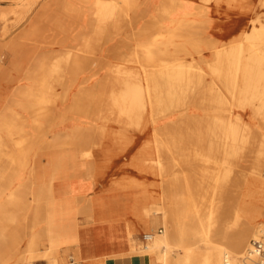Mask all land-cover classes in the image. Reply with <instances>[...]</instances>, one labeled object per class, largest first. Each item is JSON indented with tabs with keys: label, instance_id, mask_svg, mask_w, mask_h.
Wrapping results in <instances>:
<instances>
[{
	"label": "bare ground",
	"instance_id": "1",
	"mask_svg": "<svg viewBox=\"0 0 264 264\" xmlns=\"http://www.w3.org/2000/svg\"><path fill=\"white\" fill-rule=\"evenodd\" d=\"M80 1L87 4L82 7L83 9L70 7L69 2L57 5L56 9L53 7L56 6L54 4L47 5L31 19L29 28L27 29L26 26L19 34L26 37L40 35L41 31L36 33V28L33 27L44 23L46 25V29L43 30L45 31L44 36L49 35V42L64 44L70 39L71 32L74 31V39L78 44L53 55L34 57H31L32 54L26 51L22 45L18 46L14 51L15 69L20 70L24 63H28L29 67L24 77L32 79L35 86L33 89H22L16 91V94H12L30 98V102L17 103L16 106H21L33 114L47 115L48 112L42 105L63 103L68 98L70 90L78 83L80 91L74 98L77 110L92 104L93 97H96L98 93H102L106 97L108 100L106 102L107 109L113 115L111 123L116 122L119 127L122 125L126 129L99 127L89 129L88 132L93 134L97 132L104 138H115L116 144L120 145V149H123L116 155H129L130 164L134 165L133 167L136 169L140 168L146 177V181L138 182L143 186V189L141 192L133 194V217L128 218L129 220L125 222L131 254L145 256L148 259V264H190L194 247L189 240L197 237L201 244L208 246V250L202 254V264H258V258L249 254V240L251 236L255 238L259 234L263 223L260 220L264 217V176L261 169L262 164H260V162H264V133L260 135L255 128L256 123L260 122L256 110L262 112L264 118V101L255 110L248 98L255 97L259 91L264 90L263 17L256 14L257 16L252 19L254 26L250 31L243 32L247 43L240 42L237 37V42L233 43L229 50L224 47H216L212 39L203 36L204 28L190 23L189 26L182 27L180 34L184 38L182 41L168 40L164 45V50H158V52L155 50L143 61L137 60L141 72L142 69L143 72L146 70L142 67L162 70L163 68L166 70L179 69L180 77L177 80L180 88L174 110L181 114L179 117H182L181 124L184 130L180 140L182 153L180 161L182 163L179 169H175L171 166L163 167L161 159H153L146 153L149 142H144L136 150V153L130 156L132 154L128 152V146L135 141L132 142V139L134 136L144 135L146 130L143 116L149 115L146 101L150 98L147 79L141 78L133 66H127L128 56L119 51L118 45L109 49L112 53L117 52L116 61L112 63H108L105 61L107 59H102L98 54L99 51H103L105 43L116 41L114 35L118 26L116 18L121 13L128 14L126 7L131 5L134 0H95L92 4H89L90 0ZM176 1L161 0L160 10H164V13L161 12L164 19L175 7ZM240 1L242 0H218L217 2L219 4L226 2L229 6L239 8ZM260 4L264 8V0H260ZM198 14L204 16L202 11ZM156 19L152 18L153 21L147 28L149 33L152 32L151 35L160 25ZM84 21L91 25L89 33L78 29L83 26ZM75 27L78 29L77 31L74 30ZM162 34H158V36ZM203 45L206 46V49L214 50L212 61L203 56ZM246 51L249 52L247 56L244 55ZM180 52L193 57L198 55L200 59L211 66L228 90L227 95L218 91L216 97L224 100L230 97L233 100L225 103L226 109L220 110L217 104H212L209 109H206L205 114L220 112L229 114V119L220 126L221 144H217L216 147L221 149L216 150L220 152L221 156L214 162L215 167L212 169H215V172H211V168L199 166L201 162L210 163V161L204 158L206 154L204 149L207 145L203 140L204 135L199 133L200 130L196 131L188 124V116H191L190 106L196 96L188 94L187 85L194 83L189 74L192 68L189 61L180 56ZM136 57L139 58V56ZM101 70H106V75L96 82L97 85L94 84L96 86L92 91L88 90L86 86L89 79L80 82L81 73L96 71L99 74ZM18 77L3 78L0 82L2 84L0 89L5 90ZM57 84L63 88L61 94L56 91ZM8 93L2 94L4 99L10 100L12 95ZM197 105L205 107L203 103L197 102ZM0 106L2 107L1 114L5 109H12V106L7 103L0 104ZM248 111L250 112L249 120H246L243 118V114ZM13 113L14 117L11 120L16 121L14 118L18 112L13 110ZM155 113L158 115L163 111L158 110ZM201 115L203 114L196 113L192 116L196 118ZM69 120H73V117H69L67 113L63 118H58L57 113L54 112L52 123H49L48 128L44 129L40 125L34 136L27 139V142L25 136H22L23 129L20 125L11 124L10 119H8V123L0 125V132H3L6 126L7 129H12L10 134L16 135L10 138L13 143L8 141L9 138L0 135V264H9L12 261L15 264H24L22 260L24 261L25 257L21 258L18 255V247L25 240L28 232L30 235L26 239V246L32 252L37 251L39 245L52 250L67 242L78 245L76 214L83 213L90 218L92 216L93 202L91 200L80 203V209L73 213L70 212L71 209L74 208V205L78 206L73 200H58L53 203L35 202L32 198V186L36 182L33 166L30 163L32 160L29 162L31 167L27 166L30 168L29 179L20 182L14 186L15 189L10 190L17 181L19 168L22 164L28 165L27 160L21 156V153L24 154L26 151L24 149L26 143L36 153L47 149L73 147L76 157H78L77 160L86 162L89 161L94 150L103 148L101 143L75 142L68 138L63 131L65 125L70 122ZM77 121L84 120L77 118ZM81 126H78L79 131H81ZM14 131H17V134L13 133ZM42 138H45L43 143L41 142ZM236 145L239 148L237 150L234 149ZM239 152L240 156L243 155L244 158L249 159L248 161L253 158L251 164L254 165L250 171L240 172V175L235 179V181L240 180V182H235L236 185H240V188L244 184L251 185L247 194L244 195L240 192L242 198L250 199L251 202L231 208L228 217L223 219L221 212L225 196H222V199L221 197L218 199V196L222 194L223 188L226 189L236 170L229 164L228 156L236 155ZM106 154L104 151L102 157H109ZM140 154L144 156L146 154V157L140 159ZM102 157L89 163L92 165L87 169L85 177L92 173L97 162L98 164L100 162L101 165L105 164ZM153 165L156 167H152ZM187 165L191 171L185 168ZM8 167L12 170L10 175H6L2 171ZM151 168L154 170H149ZM142 169L144 170L142 171ZM13 174L15 176L12 177ZM149 176L159 177L162 182L153 181ZM117 185V181L112 182L110 189L114 191ZM170 185L173 187L169 189ZM255 185H260L259 190L254 188ZM161 186L163 189L158 192L155 188ZM40 223H43V226L39 231H36L35 228ZM159 226L164 229L159 231ZM138 230H153L144 233L150 235V238L143 247L137 244L135 236ZM49 244L52 245V248L49 247ZM36 253L37 256H42V252Z\"/></svg>",
	"mask_w": 264,
	"mask_h": 264
},
{
	"label": "rangeland",
	"instance_id": "2",
	"mask_svg": "<svg viewBox=\"0 0 264 264\" xmlns=\"http://www.w3.org/2000/svg\"><path fill=\"white\" fill-rule=\"evenodd\" d=\"M92 1V2H91ZM95 0H90L89 4H92ZM152 0H134L131 5L126 7V13L128 14H120L118 16V26L117 31L115 32L116 41L111 43H105L103 51H99L98 53L102 59H107L108 63H112L116 61L115 55L117 52H110L109 49L113 47L114 45L119 46V51L121 53L127 54L128 56V64L127 66H133L137 72H139L141 78L147 79V85L149 87V94L150 98L146 101V106L149 108V115L146 117L143 116V119L145 120V134L140 136H134L132 139V142L134 143L130 144L128 146V152H130V156H133L136 153V150L140 148L144 144V142H149V146L147 148V154H149L153 159L159 158L161 159V163L163 167L171 166V168L179 169L180 164L182 163L180 159L182 158V153L180 150V140L182 131L184 128H182V117H179L181 114L177 113L175 109V105L178 101V91L180 88V84L177 80L178 77H180V74L178 72V68H170V69H156L151 67H142L146 68L145 72H142L139 70L141 69L139 66V63L137 60L143 61L145 58L150 56V53L158 52V50H164L165 43H167L168 40L180 42L184 38L180 35L182 27H186L184 25L189 26L190 19L192 16H198L200 18H207L208 17V8L206 7L207 4L214 2L219 5L217 2L218 0H201L203 4L201 6H196V13H190L189 11H184L186 9L185 4L187 2H191L192 0H177L174 4L173 10L169 13V16L166 19L174 20L175 23H177V27L174 29H166L163 26L162 21L165 20L163 18L164 10H160L161 8V0L154 6L155 14L149 16V19H147L144 22V25L140 27V24L137 20L141 19L143 17L142 15L144 13L141 12V8L145 4L149 5ZM65 2L70 3V7H77L78 9H83L82 7H85L87 4H85L84 1L80 0H24L22 2L16 1V0H0V82L3 78L11 76V77H17V80L10 83V85L7 86V88L4 90L0 89V104L4 105L5 103L12 106V109H5L2 114L0 113V125L8 123V119H10L11 124L20 125L23 129L22 136H25V140L27 142V139H31L34 134L36 133V130L41 125L44 129L48 128L49 123H52V118L54 112L57 113L58 118H63L65 113L69 117H73V120H69L70 122L65 125V129L63 133H65L68 138H70L72 141H85V142H97L101 143L102 147L101 149L94 150L93 154L89 157V161L87 163V169L91 168V165H89L90 162L96 161L97 158H100L103 156V152L105 151L109 157L103 158L105 161V164L101 165L100 162L95 164V168L92 171L91 174L87 178H92L95 183H97L99 180L104 179V177L107 175L108 171L113 170L114 174L112 176H109L108 178L112 179V182L115 181L118 182V185L115 186V191H124V190H130L134 193L141 192L143 189V186L138 182L146 181V177L142 174L140 168L136 169L130 164V160L128 159L127 164L124 168H117L113 169L116 160L118 157L120 161L125 158L123 155L117 156L116 153H119L123 149H120V145L116 144L115 138H104L103 135H98L97 132L95 134L89 133V129L93 128H99V127H106L110 129H117L122 128L126 129L122 125L119 127L116 122L111 123V118L113 115H111L107 109L106 102L108 100L106 97L102 95V93H98L96 97H93L94 100L92 104H89V106H85L82 109L77 110L75 107V95L80 91L79 89V83L75 85L68 95V98L63 103H46L45 105H42L47 110V115L42 114H36L31 113L29 110L23 109L21 106H16L17 103H28L30 102L29 97H22L19 95H12L16 94V91L22 90V89H33L35 86V83L32 79H27L24 77L25 72L27 68L29 67L28 63H24V66L22 69L17 70L15 69L16 63H15V56L14 51L15 49L22 45V47L30 52L33 56L37 55H47V54H56L58 52L70 49L72 46L77 45V40L74 39L75 33L74 31L71 32V37L68 39L67 42L64 44L60 43H52L49 42L50 38L48 36H44L45 31H43L45 28V24H40L39 26L36 25V33L38 31H41L40 35L33 36V37H26L24 35H19L27 26V29L29 28L28 25L31 22V19L36 15L37 12L47 7V5L54 4L56 6H53L54 9L57 8V5L64 4ZM84 2V3H83ZM83 3V4H82ZM145 3V4H144ZM153 4L156 3V0L152 1ZM151 3V4H152ZM227 4L226 2H222L220 4ZM228 5V4H227ZM229 6V5H228ZM230 7H237V6H230ZM241 10H247V4L246 0L240 1V7ZM182 11V12H181ZM202 11L204 16H200L198 13ZM161 12H163L161 14ZM119 14V13H118ZM146 17V16H145ZM157 18L156 21L160 23L159 27L154 30V34L152 32H148L147 28L149 27V23H151L153 20L152 18ZM174 17H178L174 19ZM262 19H264V13L262 14ZM136 20V21H135ZM82 23V22H80ZM89 22H83L80 26L79 24V30H84V32L89 33L91 29V25H88ZM193 25H196L195 23H192ZM254 26V25H253ZM252 26V27H253ZM140 27V28H139ZM49 28V27H48ZM76 27L74 30H78ZM246 32V31H245ZM163 33V34H162ZM176 33L175 35H173ZM158 34H162L161 36H158ZM151 35V36H150ZM204 36V34H203ZM239 37L240 42L247 43L245 34L242 32L241 34H238V36H235L234 38L230 39L229 41H221L219 39L210 38L212 39L216 47L218 48H226L227 50L230 49V47L233 45V43H236V39ZM209 38V37H208ZM202 49H206V46L203 45ZM216 50V49H215ZM212 58H213V51L212 49L209 50ZM203 53V52H202ZM181 57L185 58L189 61V65L191 66L190 70V78L194 82L191 85H187V91L189 95H195L196 97L192 100L191 106H190V113L191 116H188V124H190L191 128H195L196 131H199L200 134L204 135L203 140L205 142L206 147L204 149L205 157L207 158L210 163H199L200 167H207L214 168V162L217 158L221 156L220 152L216 149H221L216 147L217 144L220 143V136L222 134L220 130V126L226 122L229 119V114L220 112L218 114L214 113H206V109H209V107L212 106V104H217L219 109L221 110L226 109L227 105H225L228 101L232 98L227 97L225 100L216 97L218 94V91H222L224 94H228V90L225 88L224 83L220 80L219 75L214 73V70L211 66H209L207 63H205L198 55L197 57H193L191 55H186L183 52L179 53ZM245 56L249 55V52L246 51L244 53ZM136 56H139L137 58ZM207 56H205L206 58ZM210 58H206L211 60ZM181 60V59H180ZM213 60V59H212ZM211 60V61H212ZM165 69V70H164ZM203 73V74H202ZM37 74V73H36ZM38 75V74H37ZM106 75V70H101L99 74L96 73V71L93 72H86L80 74V82L83 80L89 79L88 83L86 84L87 89L92 91V89L97 85L96 82H98L99 79H101L103 76ZM142 80V79H141ZM94 84H96L94 86ZM0 86L2 84L0 83ZM219 87V89H218ZM56 91L58 93L63 92V88L60 85H56ZM9 92V93H8ZM2 93H8L9 95H12V98L10 100L4 99ZM2 94V96H1ZM16 96V97H15ZM248 101L252 103V107L255 108L264 101V90L262 89L257 93V96L255 97H249ZM197 102L205 104L204 106L197 105ZM18 105V104H17ZM38 109V106L36 107ZM0 110H2V107L0 106ZM13 110H17V116L13 119L14 113ZM161 110L163 111L162 114H156L155 112ZM65 112V113H64ZM152 112V113H151ZM62 113L61 115H59ZM203 114L201 116H192L193 114ZM237 113V111H235ZM258 120L260 122H257V128L259 134L264 133V118L262 117V112H258L256 110ZM250 112H244L243 118L246 120H249ZM23 116V118H22ZM235 116V115H234ZM232 116L233 119L235 117ZM78 119H83L84 121H77ZM4 119V121H2ZM60 120V119H58ZM3 122V123H1ZM15 122V123H14ZM82 125L81 131L78 130V126ZM11 126V125H10ZM12 132V129H3V132H0V135L5 136L6 138H9L8 141L10 143H13V140L10 139L13 136L10 134ZM19 132V131H18ZM81 132V133H80ZM13 133L17 134V131H14ZM83 137V138H81ZM12 140V141H11ZM15 141V140H14ZM41 142H45V138H42ZM212 142V143H211ZM214 143V144H213ZM211 144V145H209ZM215 145V146H212ZM236 145L235 150L239 149ZM24 154L21 153V156H23L27 162L28 165L22 164V166L17 171V181L25 182L29 179V169L28 167H31L30 163H32L31 160L38 154L35 152L34 149L29 148L27 146V143L24 145ZM233 151V148L231 149ZM145 156L140 154V159H144ZM241 157V158H240ZM229 158V164L231 166H234L236 168L234 172V177L231 179V181L228 182V185L226 186V189H222V194L218 196V199H222V196H225V202H223V210L221 212V218L226 219L228 217V214L230 212V209L235 207L236 205H244L247 203H250V199H245L244 197L240 195V192L242 194H247L248 190H250V184L249 185H242L240 188V185H236L235 182H240L239 179H236L238 175H240V172H249L250 168L252 167V159L248 161L249 159L244 158L243 155L240 156V152L236 155L230 154L228 156ZM31 161V162H30ZM30 162V163H29ZM94 164V163H93ZM262 164V174L264 176V162H260ZM12 166V165H11ZM28 166V167H27ZM152 167H156L153 165ZM9 168V167H8ZM4 168L2 171L6 175H10L12 170L9 168ZM26 168V169H25ZM190 170L187 165L185 167ZM144 169H142L143 171ZM151 171L154 170V168L149 169ZM191 171V170H190ZM16 172V171H15ZM211 172H215V169H212ZM15 176L14 174L12 177ZM151 180H155L157 182H162V179L155 176H149ZM15 183V184H16ZM14 184V185H15ZM11 186V191L15 189V187ZM17 185V184H16ZM15 185V186H16ZM173 185H170L168 188H172ZM254 188L256 190H259L260 185H255ZM158 192H161L163 187H156ZM238 194V195H237ZM81 199L74 201L80 202ZM76 203V205L78 204ZM75 207V205H74ZM79 217H85L86 221H90V217L85 216L83 213L76 214V223L77 226L82 225L80 223ZM129 220V219H126ZM264 221V217L260 220V222ZM43 226V223H40L35 228L36 231H39L41 227ZM164 228L161 226L158 227L159 231H162ZM143 231L144 233L152 232L153 230H138L136 233V239L137 244L140 247H143L147 244V241H144L143 238L140 240L138 238L140 232ZM29 233V232H28ZM26 235L25 240L19 245L18 247V255H20L22 260V263L24 264H37L41 260H43L46 264H58L60 262H64L63 255H62V249L64 247L73 246V243L67 242L59 245L56 249H46L45 246L39 245V249L37 251H29L26 246V242L30 235V233ZM254 236L250 237L249 240V246L251 239H253ZM193 244V255L192 260L190 264H202V254L208 250V246L205 244H201L197 237H193L189 240ZM67 244V245H66ZM52 245L49 244V247ZM52 248V247H51ZM42 250V251H40ZM36 252H42V256L36 255ZM54 260H59L58 262H55ZM20 262V260H18ZM14 261L10 262L9 264H15Z\"/></svg>",
	"mask_w": 264,
	"mask_h": 264
},
{
	"label": "crops",
	"instance_id": "3",
	"mask_svg": "<svg viewBox=\"0 0 264 264\" xmlns=\"http://www.w3.org/2000/svg\"><path fill=\"white\" fill-rule=\"evenodd\" d=\"M159 1L156 0L155 4L149 5L144 3L145 5L141 8L143 17L137 20L140 27L149 19V16L155 14L154 6ZM202 4L201 0L187 2L183 12L196 13V6L199 7ZM246 4L248 9L241 10L224 3L218 5L211 2L206 5L209 10L207 18L192 16L190 21L204 28L205 37L229 41L244 31H250L253 26L252 19L264 13L260 0H246ZM176 18L178 17H174ZM162 23L166 29L171 30L178 25L171 19H165ZM209 50L208 48L203 50L204 57L212 58ZM76 156L73 147L47 149L39 152L31 163L36 181L32 186V198L35 202L53 203L58 200L81 199L79 203L76 202L79 207H74L75 210L71 209L72 213L79 210L85 201L93 202L90 221L87 222L85 217H79L82 225L78 226V245L64 247L62 249L64 258L61 259L64 262L58 264H148L145 256L130 253V241L125 222L126 219L133 217V191L117 192L110 189L112 179L108 177L114 174L113 170L108 171L104 179L97 183L92 178L85 177L87 163L84 160H77ZM123 156L125 158L122 161L119 160L122 156L117 158L113 169L127 168L124 166L127 164L129 155ZM19 183L20 181L16 184ZM143 234L144 232L141 231L138 236L140 240ZM37 264L46 263L41 260Z\"/></svg>",
	"mask_w": 264,
	"mask_h": 264
},
{
	"label": "built area",
	"instance_id": "4",
	"mask_svg": "<svg viewBox=\"0 0 264 264\" xmlns=\"http://www.w3.org/2000/svg\"><path fill=\"white\" fill-rule=\"evenodd\" d=\"M142 238L147 241L150 235L143 234ZM249 254H253L258 258V264H264V221L259 234L251 239Z\"/></svg>",
	"mask_w": 264,
	"mask_h": 264
}]
</instances>
